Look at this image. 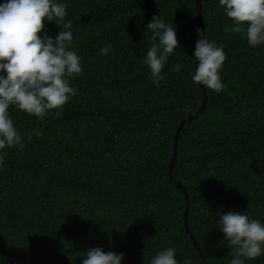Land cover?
<instances>
[{"label":"trees","instance_id":"16d2710c","mask_svg":"<svg viewBox=\"0 0 264 264\" xmlns=\"http://www.w3.org/2000/svg\"><path fill=\"white\" fill-rule=\"evenodd\" d=\"M62 2L82 71L68 78L76 94L43 119L9 106L23 147L0 149V264H80L93 246L122 251L121 264H149L174 246L178 264H199L185 191L168 174L175 131L203 100L191 80L196 0ZM201 13L204 36L226 54V87L206 89L207 104L181 128L174 176L186 187L204 264H228L216 211L244 210L264 222V44L232 32L218 0H201ZM156 14L178 40L159 86L144 63L146 24ZM58 30L44 19L38 34ZM245 264H264V254Z\"/></svg>","mask_w":264,"mask_h":264},{"label":"clouds","instance_id":"9594fccd","mask_svg":"<svg viewBox=\"0 0 264 264\" xmlns=\"http://www.w3.org/2000/svg\"><path fill=\"white\" fill-rule=\"evenodd\" d=\"M232 20V32H245L247 44H264V0H218ZM66 4L62 0H0V149L19 145L23 140L9 114L12 105L43 119L49 110L58 109L76 89L69 77L82 71L81 56L69 45L73 40ZM44 19L59 26L56 35H40ZM146 29L152 41L144 56L152 83L159 86L167 57L178 47L176 27L164 17L153 15ZM197 33L201 29L197 27ZM226 31L229 30L227 27ZM110 45H102L100 53L107 54ZM223 47L215 41L195 40L191 56L195 67L193 84L219 92L226 87L219 70L225 60ZM179 70V65L174 66ZM39 135V130H34ZM3 157L0 156V161ZM224 234L232 254L228 264H245L264 254V222L251 218L244 210L216 211L214 224ZM124 253L103 250L101 246L86 249L80 264H121ZM185 258L184 264H189ZM149 264H178L174 246L160 249L151 256Z\"/></svg>","mask_w":264,"mask_h":264},{"label":"water","instance_id":"95a60500","mask_svg":"<svg viewBox=\"0 0 264 264\" xmlns=\"http://www.w3.org/2000/svg\"><path fill=\"white\" fill-rule=\"evenodd\" d=\"M196 6H197V11H198L199 25H200V29H201L200 38H202V35L204 34V23H203V18H202V13H201V0H196ZM200 87L203 91V100H202L201 106L198 109H190L187 116L180 122V124L178 125V127L175 131L174 146H173V150H172V154H171V158H170V162H169L168 174H169L170 179L173 180L178 186L183 188V190L185 191V196H186V207H185V212H184L185 228L189 232V235H190V237H191V239L195 245V248L197 249V252L199 254V257H200V263L199 264H204L205 263L204 253H203L201 247L198 244V241L196 240L195 236L193 235V233L189 227L188 193L186 191V187L174 176V162H175V158H176L179 132H180L181 128L183 127V125L185 124V122L187 120L191 119L192 117H194L198 112L202 111L203 108L205 107V105L207 104L208 96L206 94V88H204L203 85H200Z\"/></svg>","mask_w":264,"mask_h":264}]
</instances>
